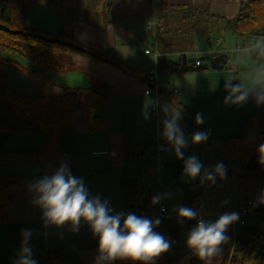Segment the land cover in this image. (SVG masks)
I'll list each match as a JSON object with an SVG mask.
<instances>
[{"label":"crops","instance_id":"0c3cea01","mask_svg":"<svg viewBox=\"0 0 264 264\" xmlns=\"http://www.w3.org/2000/svg\"><path fill=\"white\" fill-rule=\"evenodd\" d=\"M248 1L251 0H61L59 8L54 9L50 5L52 0H36L24 23L27 30L55 36L63 34L77 44L122 64L128 72L109 62L97 63L77 54L70 56L81 72L54 74L49 76V80L26 79L19 84L17 77L23 75L9 71L6 81L19 96H56L60 92L55 86L87 88L90 80L105 84L107 94L97 112L100 119L97 131H91L82 121L80 112L76 111L71 115L68 126L61 131L56 152L45 153L38 160L0 163V177L17 175L31 183L45 174L51 175L61 161H67L72 173L83 178L90 195L107 199L114 212L125 213L127 208L122 197L125 181L139 179L152 186V183L157 185L154 178L158 176L161 184L162 170L163 183L174 186V182L166 176L170 160L176 158L174 154L165 152L163 159H168V165L163 169L162 164L156 171L155 147L166 146L161 136V121L165 118L163 109L165 106L174 108L163 94L159 93L153 100L144 94L149 86L145 80L146 71L157 67L159 59L154 61L143 53L150 45L156 49L150 32L152 44L148 35V40L144 35L147 32L146 23L154 17L156 3L171 6L207 5L211 14L233 19L240 4ZM238 43L236 41V45ZM235 48V53L250 56L237 58V62H245L241 69L243 72H240L237 64L226 68L229 60L227 56L220 70L158 72L161 82L170 83V96L179 101L193 118L189 133L186 132V121L183 118L179 121L186 135L190 138L196 130H211L206 143L190 144L185 155L203 150V145L207 149L213 146L217 152L225 155L224 140L239 137L251 117L256 118L257 130L264 133V103L257 104L253 97L242 105L224 102L228 94L224 87L226 81L232 80L245 87L264 85V59L256 56L259 54L256 50L245 52L236 51ZM191 53H185L187 59H192L187 57ZM221 53L212 51L210 56L212 58ZM179 56L180 53L176 51H166L163 55L159 53V57L172 62H177ZM254 59L261 60V67L249 65ZM153 104L156 106L155 112L150 110ZM196 113H202L205 118V123L199 127L194 122ZM12 126L14 131L2 147L5 151H41L42 133L29 119L15 120ZM149 145L151 149H147ZM256 173L255 176L242 178L238 177L236 171L227 173L228 177L233 175L235 181L233 207L227 209V212L239 210L247 200L255 202V193L264 177V165L259 162ZM152 193L151 189L150 195ZM31 201V194L23 192L16 194L8 205L7 221L0 223V264H14L17 260L23 229H31L33 232L30 244L38 264H94L98 255L97 237L92 235L88 225L82 223L79 232L75 233L69 225L45 227L41 210ZM237 226L241 225L236 222L227 230V235L231 232L232 239L236 237ZM225 249L223 246L222 255L217 256L213 264H220Z\"/></svg>","mask_w":264,"mask_h":264},{"label":"trees","instance_id":"16d2710c","mask_svg":"<svg viewBox=\"0 0 264 264\" xmlns=\"http://www.w3.org/2000/svg\"><path fill=\"white\" fill-rule=\"evenodd\" d=\"M35 1L0 0V114L10 115L18 121L29 119L42 133V149L37 152L5 151L2 148L3 144L14 131V127L9 121L0 119V163L38 160L45 153L56 152L61 131L68 126L71 115L76 111L80 112L82 121L91 131H97L100 128L97 112L107 94L105 84L90 80V86L87 88L55 86L60 92L56 96H19L10 89L6 81L9 71L21 74L30 81L49 80L50 75L81 72L70 56L77 54L97 63L109 62L120 70L128 72L122 64L77 44L63 34L55 36L27 30L24 23ZM60 2L61 0H52L50 5L54 9L59 8ZM108 4L110 9L111 2L109 1ZM154 18L159 24L155 33L157 51L161 55L166 51L180 53L177 62L159 57L157 71L160 74L209 70V65L202 63V59H187L185 53L196 50L199 40H204L210 46L213 35L221 31L229 32L242 45L250 40H264V0L241 3L233 19L211 14L207 5L171 6L156 3ZM196 62L198 65L195 64ZM160 94L166 97L174 109L181 111V116L187 123L186 132H191L193 118L186 108L172 98L169 91L160 90ZM261 144H264V133L257 130L255 117L248 119L239 137L224 140V154L233 157L238 177H251L257 174L259 161L257 149ZM29 184L17 175L0 177V223L7 221L8 205L12 198L18 193L29 192ZM262 189H264V177L254 196V213L244 218V223L239 227L234 241L231 232L228 233L231 243L226 247L220 264H264V229L261 230L259 224L264 222V204L256 203L258 196L264 191ZM198 192V184L185 190L182 205L186 206V203H190ZM122 197L129 212L140 215L150 199V189L144 180L125 181ZM161 219L162 223L155 230L173 241V244L171 251L162 254L155 260V264H178L181 258L180 228H185L188 235L191 225L196 221L178 223L177 217ZM96 248H98V237ZM114 264H133V262L117 259ZM191 264H202V262L195 259Z\"/></svg>","mask_w":264,"mask_h":264},{"label":"clouds","instance_id":"9594fccd","mask_svg":"<svg viewBox=\"0 0 264 264\" xmlns=\"http://www.w3.org/2000/svg\"><path fill=\"white\" fill-rule=\"evenodd\" d=\"M257 46L261 48L259 54L264 55V45ZM224 87L228 93L224 101L226 104L242 105L250 97L257 104L264 103V85L245 87L229 80ZM163 112L165 118L161 121V136L166 145L164 150L183 161V175L189 180L200 178L211 184H215L217 178L225 179L227 166L223 161L214 166H205L197 155H185L190 144L206 143L211 130H196L189 138L179 123L182 119L181 111L165 106ZM194 122L198 127L203 125V114L196 113ZM257 151L258 162L264 165V144ZM28 190L32 196L31 202L41 210L45 227L69 225L75 233L79 232L82 223L88 225L92 235L98 237V255L94 264H114L117 259L130 260L133 264H155L156 259L172 249L173 241L155 230L162 223L160 217L114 212L107 199L90 195L83 178L72 173L67 161H61L51 175L45 174L33 180ZM168 199H171V193H158L152 197L151 203L160 204L161 212L166 213L168 210L162 202ZM256 203L264 204V191L258 196ZM173 211L178 223L196 221L187 235L186 246L202 264H212L217 256L222 255L223 246L230 239L227 230L240 219L238 212H224L211 221L204 219L199 210L183 205L174 207ZM21 235L20 252L14 264H38L30 244L32 230L23 229Z\"/></svg>","mask_w":264,"mask_h":264},{"label":"rangeland","instance_id":"374dc122","mask_svg":"<svg viewBox=\"0 0 264 264\" xmlns=\"http://www.w3.org/2000/svg\"><path fill=\"white\" fill-rule=\"evenodd\" d=\"M144 35H148V39L150 38L151 44L152 39L148 31L144 32ZM213 41L210 46H208L204 40H201L200 43L197 45V51L189 54L188 58H200L202 59V63L209 65V60L211 59L210 53L214 52H223L229 60L226 64V68L237 64L238 69L240 72H243L241 69L244 67L245 62H237L238 57H250L248 54L244 53H235L234 48L236 45L235 39L229 34L227 31H221L218 34L213 35ZM147 39V40H148ZM220 40V42H219ZM153 45L149 46V49H154ZM256 52H261V48L258 47ZM222 54V53H221ZM259 58L262 57L264 59V55H256ZM20 62H23L20 60ZM260 59L252 60V63L249 65H254L257 67H261ZM17 83L20 84L21 80L27 81L28 79L23 77H17ZM27 79V80H26ZM1 120L9 121L12 125L15 122V119L7 114H0ZM203 150L196 151L194 154L199 157V159L204 163L205 166H214L217 162L223 161L224 164L227 166V173L229 171H236L234 166L233 157L231 155H222L220 152L216 151V148L209 147L207 149L204 145L202 146ZM188 154H186L187 156ZM168 159H163V169H165L168 165ZM169 168L167 170L166 176L167 179L174 182L171 186L166 183H163V171H160V185L162 187V193L168 192L171 193V199L165 200L162 204L171 212L173 208L176 206H180L184 202V191L194 187V185H199V192L195 196L192 197V201L190 203H186V206L195 208L199 210L201 215H204V219L214 221L221 215L223 212H227V209H231V205H233V200L235 197V185H234V177H228L226 175L225 179L217 178L215 184H211L208 182H203L200 178L195 180H189L183 175V161L177 160L175 157L172 158L169 162ZM186 185V186H184ZM157 185L152 183V192L157 193ZM241 198V196H239ZM224 201H228V203H223ZM153 213V212H152ZM260 229H264V222H260ZM194 224L191 225L190 229L193 227ZM239 229V227L237 226ZM238 231V230H237ZM236 231V235H237ZM186 239L187 233L185 228H180V260L178 264H191L193 260L197 259L196 256L192 254V252L186 246ZM233 241V239H232ZM231 243L229 239L228 242L224 245V248ZM213 264V263H212Z\"/></svg>","mask_w":264,"mask_h":264},{"label":"built area","instance_id":"2783aa9c","mask_svg":"<svg viewBox=\"0 0 264 264\" xmlns=\"http://www.w3.org/2000/svg\"><path fill=\"white\" fill-rule=\"evenodd\" d=\"M159 27L158 22L155 20L154 17H152V19L148 20L146 23V29L147 31L150 32V34L152 35L153 39H154V45H155V33L157 28ZM220 42V40H219ZM264 45V40H261V42H259V40H250L247 44L242 45L241 43H238L236 45L235 50L236 51H245V52H251L253 50H257L258 46L257 45ZM257 46V47H256ZM144 55H147L151 58L154 59V61H157V59L159 58V53L156 51L155 47L154 49H146L144 50ZM196 65H198V63H195ZM145 80L146 82L149 84V86L144 90V94L146 96H149L152 100L156 99L157 95L160 93V90H165V91H170V83L167 81H163L161 82L159 80V74L157 71V67H153L149 70L146 71L145 74ZM173 93H176V91H173ZM150 110L152 112H155L156 110V106L153 104L150 107ZM166 146H156L155 147V155H156V171H158L163 164V156L164 153L167 152L165 149ZM152 146L149 145L147 146V149H151ZM154 181L157 182V193H162V187L159 184L158 181V176H155ZM147 187L151 190L152 186L149 184L147 185ZM155 193H152L150 195V199L145 207L144 210H142L140 212L141 216H146V217H160V218H168V217H177L175 212H170L168 209V211L165 212H161V205L157 204V205H152L151 203V199L154 195H156ZM255 202L253 200H247L245 202V204L237 211L239 213V221L238 224L239 225H243L244 223V218L248 215H251L252 213H254L255 211ZM110 207H112L111 204H109ZM164 206V205H163ZM165 207V206H164ZM166 208V207H165ZM254 208V210H253ZM127 212H129V210L127 209ZM153 212V213H152ZM201 215V214H200ZM202 216V215H201ZM234 241V239H233Z\"/></svg>","mask_w":264,"mask_h":264},{"label":"water","instance_id":"95a60500","mask_svg":"<svg viewBox=\"0 0 264 264\" xmlns=\"http://www.w3.org/2000/svg\"><path fill=\"white\" fill-rule=\"evenodd\" d=\"M225 63H226V55L225 54H218L216 56H213L209 60V68L211 70H220L223 68ZM228 174H230V171L228 172Z\"/></svg>","mask_w":264,"mask_h":264}]
</instances>
